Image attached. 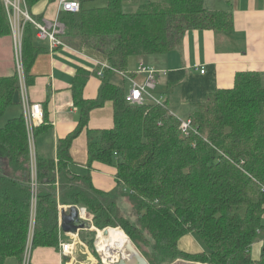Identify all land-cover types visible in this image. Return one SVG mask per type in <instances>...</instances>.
Returning a JSON list of instances; mask_svg holds the SVG:
<instances>
[{
    "label": "trees",
    "instance_id": "obj_1",
    "mask_svg": "<svg viewBox=\"0 0 264 264\" xmlns=\"http://www.w3.org/2000/svg\"><path fill=\"white\" fill-rule=\"evenodd\" d=\"M40 0H25L30 9ZM55 1V0H48ZM65 43L89 51L108 67L102 69L98 95L84 99L90 73L78 71L72 86L79 108L74 129L59 139L56 157H36V207L32 250L59 248V206L85 207L95 229L79 231L93 256L96 229L123 231L149 264L177 260L201 264H264V252L251 256V245L264 230V74L238 72L230 88L216 89L193 105L186 131L168 101L133 105L127 91L112 81L114 71L126 76L130 56L167 53L189 30L228 31L232 14L210 10L204 0H145L127 11L121 0L77 12L61 11ZM27 23L22 37V59L27 82L41 49L34 44ZM11 33L0 0V37ZM100 66V65H99ZM17 75L0 79V116L13 102ZM105 101L113 105V126L87 129L88 172L70 171L73 139L87 126L89 113ZM46 117L44 116V120ZM44 122L34 130L35 139ZM94 162L114 165L115 187H94ZM0 165L20 170L19 179L0 170V264L21 262L31 221L30 146L22 116L0 127ZM127 199L135 221L123 216L118 198ZM118 228V229H117ZM189 233L204 244L198 252L180 248ZM100 260L98 259L99 264Z\"/></svg>",
    "mask_w": 264,
    "mask_h": 264
},
{
    "label": "crops",
    "instance_id": "obj_2",
    "mask_svg": "<svg viewBox=\"0 0 264 264\" xmlns=\"http://www.w3.org/2000/svg\"><path fill=\"white\" fill-rule=\"evenodd\" d=\"M121 1L124 9L128 7L134 11L145 0ZM204 6L210 10L230 12L233 17L232 29L220 32L189 30L185 33L181 43L167 53L130 56L127 62V72L133 74L132 78L122 72L114 71L112 81L128 91L131 87V79L138 82L144 79V75L136 71L138 65L142 63L152 67L155 70L156 87L151 93L156 98L166 99L171 111L182 120V117L187 120L193 105L206 100L216 89L232 87L238 72L256 71L264 74V0H204ZM57 12V0H40L30 9V14L37 20L54 19ZM60 13L58 12L59 16ZM33 35L34 44L41 49V52L36 56L29 72L31 83L27 82L28 96L31 101L41 104L46 117L43 122L48 127L47 129L41 128L36 139L34 136L35 155L42 158H55L59 139L71 132L78 123L79 108L74 104L72 93L77 72L90 73L83 86L82 95L84 99L95 98L101 85L100 75L97 73L100 69L97 64L99 58L65 41L64 46L59 45L51 49L47 39L35 38V32ZM14 73L10 33L0 37V79L10 77ZM157 87L161 89L157 91ZM163 90L166 94L162 93ZM6 109L9 110V119L10 117H23L18 89L13 94L12 104ZM41 124L36 126L35 130ZM112 126L113 105L111 101H105L101 106L90 111L87 126L73 139L69 149L71 155L69 169L72 173L84 175L88 172L86 130L109 129ZM0 170L2 172L5 170L19 179L22 177L20 170L7 169L3 165L2 167L0 165ZM115 172L114 165L94 162L90 171L92 184L97 189L111 191L116 185ZM67 206L60 205L59 214L60 209ZM72 239L77 240L74 253L76 260L62 255L60 247L58 249L37 247L31 252L30 264H92L93 261H90L93 254L86 242L79 236V232L71 236L61 232L59 228L61 242ZM181 240L183 250L191 247V252H198L205 247L200 239L195 241L193 233L181 237L179 246ZM263 247L264 230H261L251 245L250 252L253 259L260 257ZM254 249L255 256L252 255ZM20 263L12 257L4 264Z\"/></svg>",
    "mask_w": 264,
    "mask_h": 264
},
{
    "label": "built area",
    "instance_id": "obj_3",
    "mask_svg": "<svg viewBox=\"0 0 264 264\" xmlns=\"http://www.w3.org/2000/svg\"><path fill=\"white\" fill-rule=\"evenodd\" d=\"M5 13L9 22L11 37H12V51L15 66V73L17 75L18 81V92L20 95V103L23 108V119L25 123V129L27 133V138L30 146V164H31V221L29 226V233L27 238V243L23 252V256L20 264H30L31 252H32V233L34 227V217H35V207H36V181H35V167H36V157H35V146H34V130L36 126L41 124L44 119L43 108L40 103L31 101L28 96V83L27 76L24 71L23 59H22V37L25 24L29 23L32 25L35 32V38L37 39H47L50 48L53 49L57 46H64L63 35L65 33V26L59 20L58 12H77L80 9V0H57L58 2V12L54 19H43L37 20L30 14L25 0H2ZM100 69L97 72L101 75L102 69L108 67L105 63L98 61ZM137 72L144 75V79L141 82L131 79V87L125 95V101L133 105H142L145 102L153 101L160 103L162 98H156L151 92L156 87V77L155 70L148 66L140 63L136 69ZM189 120H183L181 123V130L186 131V127ZM79 215L82 219L88 220L92 223L90 215L88 214L85 207L77 206ZM92 229H95L94 227ZM71 236L76 234H69ZM98 235V229H96V236L94 240V248L96 252L98 251L96 246V240ZM77 240L72 239L71 241L59 240L60 253L64 256H68L70 259H75V244ZM99 252V251H98ZM100 253V252H99ZM98 254V253H97ZM101 255V254H100ZM123 257V256H122ZM125 258V257H124ZM99 264H113L115 261H106L103 258H99ZM98 260H95L96 264Z\"/></svg>",
    "mask_w": 264,
    "mask_h": 264
},
{
    "label": "water",
    "instance_id": "obj_4",
    "mask_svg": "<svg viewBox=\"0 0 264 264\" xmlns=\"http://www.w3.org/2000/svg\"><path fill=\"white\" fill-rule=\"evenodd\" d=\"M59 228L61 232L69 235L76 234L80 230L92 229L93 225L90 221L82 219L80 217L77 206L70 205L60 209ZM109 228L110 227L103 229V234H107ZM125 250L130 255L131 260L128 258L126 259L124 257H120L113 264H149L147 259L135 247V245L131 242L130 239L129 242L126 244ZM262 250L264 252V247Z\"/></svg>",
    "mask_w": 264,
    "mask_h": 264
},
{
    "label": "bare ground",
    "instance_id": "obj_5",
    "mask_svg": "<svg viewBox=\"0 0 264 264\" xmlns=\"http://www.w3.org/2000/svg\"><path fill=\"white\" fill-rule=\"evenodd\" d=\"M128 242L129 238L123 231L109 228L108 233L103 234L102 230H98L96 246L103 260L115 261L120 256L125 258L128 256L131 260L129 254L124 255L123 253Z\"/></svg>",
    "mask_w": 264,
    "mask_h": 264
},
{
    "label": "rangeland",
    "instance_id": "obj_6",
    "mask_svg": "<svg viewBox=\"0 0 264 264\" xmlns=\"http://www.w3.org/2000/svg\"><path fill=\"white\" fill-rule=\"evenodd\" d=\"M46 1V0H45ZM104 4H106V0H82V6L83 7H85V8H88V7H92V6H95V7H98V6H101V5H104ZM34 6V5H33ZM32 6V7H33ZM125 9H127V10H130L128 7H126ZM159 89H161V88H159V87H157V91L159 90ZM163 89V88H162ZM162 93L163 94H166V91L165 90H163L162 91ZM172 107V106H171ZM173 109H174V107H172ZM7 109H5L4 110V112L2 113V115L0 116V125H3V124H5L6 122H7V120L9 119V110H7ZM22 113V112H21ZM181 115H182V113H180ZM10 118H12V117H10ZM183 119H185V117H182ZM118 206H119V208H120V210H121V213H122V215L123 216H125V217H127L131 222H134L135 221V210H134V208L132 207V204L127 200V199H125V198H121V197H119L118 198ZM119 230H121V229H119ZM193 237H194V239H195V241H197V239L199 240V238H195V237H197L196 235H194L193 234ZM183 245H182V240H181V245H180V248H182V250H183ZM125 248H126V246H125ZM184 250H186V251H192V248L191 247H188V248H186V249H184ZM97 255H98V259L100 258H102V256L100 255V253L97 251ZM123 253H124V255H127L128 253L126 252V250H123ZM252 255L253 256H255V249H254V253L252 252ZM93 256V255H92ZM120 257H122V256H120ZM120 257H118V259L120 258ZM127 258H129L128 256L126 257V259ZM95 256H93V258L91 259V261L90 262H92L93 261V263H95V260H98ZM106 261H108V260H106ZM92 263V264H93ZM176 263L177 264H185L186 262H183V260H177L176 261Z\"/></svg>",
    "mask_w": 264,
    "mask_h": 264
}]
</instances>
